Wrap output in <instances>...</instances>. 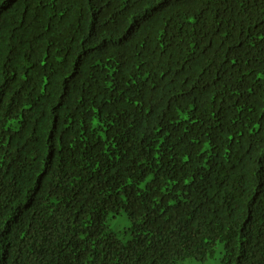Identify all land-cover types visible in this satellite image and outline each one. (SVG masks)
I'll use <instances>...</instances> for the list:
<instances>
[{"label":"trees","instance_id":"trees-1","mask_svg":"<svg viewBox=\"0 0 264 264\" xmlns=\"http://www.w3.org/2000/svg\"><path fill=\"white\" fill-rule=\"evenodd\" d=\"M219 243L264 264V0H0V264Z\"/></svg>","mask_w":264,"mask_h":264},{"label":"rangeland","instance_id":"rangeland-1","mask_svg":"<svg viewBox=\"0 0 264 264\" xmlns=\"http://www.w3.org/2000/svg\"><path fill=\"white\" fill-rule=\"evenodd\" d=\"M108 228L116 233L117 237L124 243L131 239L130 226L131 223L127 215L123 212L116 217L109 216ZM225 253L224 245L219 243L215 249L213 256L207 258L205 261H198L193 258L186 259L183 264H220L221 259Z\"/></svg>","mask_w":264,"mask_h":264},{"label":"clouds","instance_id":"clouds-1","mask_svg":"<svg viewBox=\"0 0 264 264\" xmlns=\"http://www.w3.org/2000/svg\"><path fill=\"white\" fill-rule=\"evenodd\" d=\"M122 241V240H121ZM129 241V240H128Z\"/></svg>","mask_w":264,"mask_h":264}]
</instances>
